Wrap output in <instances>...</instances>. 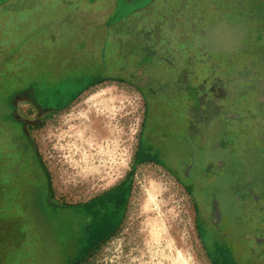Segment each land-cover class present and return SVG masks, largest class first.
<instances>
[{
  "label": "rangeland",
  "instance_id": "rangeland-1",
  "mask_svg": "<svg viewBox=\"0 0 264 264\" xmlns=\"http://www.w3.org/2000/svg\"><path fill=\"white\" fill-rule=\"evenodd\" d=\"M92 29L107 42L106 80L76 94L96 76L77 57ZM0 65L37 81L49 105L66 101L34 132L58 203L126 185L120 226L84 258L80 216L43 201L24 222L0 221V264H212L198 228L204 188L252 192L258 202L228 209L261 204L264 219V0H0ZM175 112L197 148L194 192L166 166L134 161L149 113Z\"/></svg>",
  "mask_w": 264,
  "mask_h": 264
},
{
  "label": "flooded vegetation",
  "instance_id": "flooded-vegetation-1",
  "mask_svg": "<svg viewBox=\"0 0 264 264\" xmlns=\"http://www.w3.org/2000/svg\"><path fill=\"white\" fill-rule=\"evenodd\" d=\"M92 31L96 42L90 44V47L85 45L86 49L80 50L77 57L87 55L96 76H91L92 79L76 94L106 80L97 74L105 64L107 42L99 44V31ZM88 37L84 38L86 44ZM141 70L147 74L142 67H137L131 73ZM5 74L0 75V212L3 217L0 221L9 222L8 218H11L24 222L25 212L40 207L43 201L55 208L71 207L84 225V238H81L78 252L80 259L84 258L120 226L124 203L122 195L126 185L120 182L78 204L58 203L53 198L51 184L44 172L46 168L37 149L34 132L43 127L47 116L64 109L66 101L59 99L51 106L39 96L35 87L37 81L35 84L24 85L17 74L13 73L12 77L9 72L5 71ZM2 75H5L3 81ZM136 83L149 87L144 81ZM149 115L155 122L147 127L145 125L141 131L134 161L164 165L188 182V189L196 191L200 178L197 174L198 153L184 131L181 114ZM167 147L172 152L171 157L167 155ZM249 199L259 201L252 192L244 197L234 194L228 188L212 192L204 188L203 196H197L199 233L212 264H264V219L259 211L262 205L258 204L257 213L247 208H238L235 217L227 206L228 202H232L238 207L244 201L246 204ZM72 254H77V251H72Z\"/></svg>",
  "mask_w": 264,
  "mask_h": 264
},
{
  "label": "trees",
  "instance_id": "trees-1",
  "mask_svg": "<svg viewBox=\"0 0 264 264\" xmlns=\"http://www.w3.org/2000/svg\"><path fill=\"white\" fill-rule=\"evenodd\" d=\"M0 218H1V220L3 219V217H2V213L0 212Z\"/></svg>",
  "mask_w": 264,
  "mask_h": 264
},
{
  "label": "bare ground",
  "instance_id": "bare-ground-1",
  "mask_svg": "<svg viewBox=\"0 0 264 264\" xmlns=\"http://www.w3.org/2000/svg\"><path fill=\"white\" fill-rule=\"evenodd\" d=\"M89 172V171H88Z\"/></svg>",
  "mask_w": 264,
  "mask_h": 264
}]
</instances>
